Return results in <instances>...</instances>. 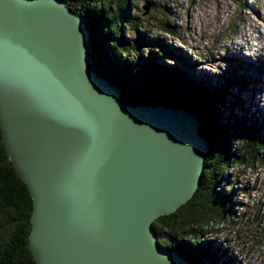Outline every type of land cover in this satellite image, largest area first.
Listing matches in <instances>:
<instances>
[{"label":"water","instance_id":"1","mask_svg":"<svg viewBox=\"0 0 264 264\" xmlns=\"http://www.w3.org/2000/svg\"><path fill=\"white\" fill-rule=\"evenodd\" d=\"M89 36L65 0H0V132L32 199L28 248L36 264H190L152 222L200 184L198 119L125 102Z\"/></svg>","mask_w":264,"mask_h":264},{"label":"trees","instance_id":"2","mask_svg":"<svg viewBox=\"0 0 264 264\" xmlns=\"http://www.w3.org/2000/svg\"><path fill=\"white\" fill-rule=\"evenodd\" d=\"M65 1L86 20L90 31L89 66L117 85L125 102L180 105L198 119V131L208 145L200 184L190 199L175 211L157 216L152 226L158 243L176 250L190 264H217L211 243L199 241L214 221H220L229 211L230 192L219 188L220 182L226 181L225 172L234 165H264V132L258 124V113L251 116L245 109L242 114L225 110L231 79L213 89L190 77L194 75L190 73L192 68L159 63L154 51L165 48L159 37L153 43L160 48L148 42L149 54L143 59L121 55L126 44L118 43L117 34L125 24L138 28L131 16V0ZM242 2L246 4V0ZM145 45L144 38L137 35L135 46ZM138 64H143L141 69ZM238 81L240 89L248 85L244 79ZM232 96L237 98L236 93ZM240 140L245 144L236 147ZM218 209L220 218L216 220ZM31 210L29 190L13 167L0 132V264H36L27 243Z\"/></svg>","mask_w":264,"mask_h":264},{"label":"rangeland","instance_id":"3","mask_svg":"<svg viewBox=\"0 0 264 264\" xmlns=\"http://www.w3.org/2000/svg\"><path fill=\"white\" fill-rule=\"evenodd\" d=\"M131 1L138 28L125 24L117 34L118 43L126 44L121 55L143 59L149 54L147 43L159 37L165 47L154 51L159 63L192 68L194 75L189 76L213 89L231 79L225 110L258 113L264 132V0ZM146 1L151 2L148 12L143 7ZM137 35L144 38V47L135 46ZM238 79L248 85L240 89ZM225 174L219 188L230 192L229 211L214 221L199 244L211 243L217 264H264V165H234ZM219 213L218 209L216 220Z\"/></svg>","mask_w":264,"mask_h":264},{"label":"clouds","instance_id":"4","mask_svg":"<svg viewBox=\"0 0 264 264\" xmlns=\"http://www.w3.org/2000/svg\"><path fill=\"white\" fill-rule=\"evenodd\" d=\"M261 67H263V66H261Z\"/></svg>","mask_w":264,"mask_h":264},{"label":"bare ground","instance_id":"5","mask_svg":"<svg viewBox=\"0 0 264 264\" xmlns=\"http://www.w3.org/2000/svg\"><path fill=\"white\" fill-rule=\"evenodd\" d=\"M122 96V95H121Z\"/></svg>","mask_w":264,"mask_h":264}]
</instances>
